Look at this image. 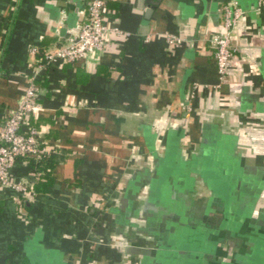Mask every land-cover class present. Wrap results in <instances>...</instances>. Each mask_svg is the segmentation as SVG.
Masks as SVG:
<instances>
[{"label":"crops","instance_id":"0c3cea01","mask_svg":"<svg viewBox=\"0 0 264 264\" xmlns=\"http://www.w3.org/2000/svg\"><path fill=\"white\" fill-rule=\"evenodd\" d=\"M150 1L109 0L107 27L129 35L108 31L38 82L28 124L66 157L43 194L27 160L9 171L29 191L0 188V264H264V0ZM87 2L0 0V122L24 97L31 49L76 34ZM225 5L243 15L220 80ZM189 227L207 254L170 263L162 245Z\"/></svg>","mask_w":264,"mask_h":264},{"label":"built area","instance_id":"2783aa9c","mask_svg":"<svg viewBox=\"0 0 264 264\" xmlns=\"http://www.w3.org/2000/svg\"><path fill=\"white\" fill-rule=\"evenodd\" d=\"M108 1L88 0L85 16L78 32L69 34L62 45L51 50H44L41 57L34 63L22 101L9 110L0 122V188L29 191L27 185L12 183L9 179V171L18 159L51 153L42 145L37 128L28 124L31 115L41 109L38 102L41 90L38 82L43 79L45 73L51 67L73 64L101 49L104 36L108 31L129 35L117 28L107 27L104 12ZM261 1L263 0H258V3ZM242 15L243 12L236 6L225 5L221 8L222 31L211 41L215 47L214 61L220 80H223L227 73V65L233 54L231 37ZM164 38L169 45L180 46L182 43L181 39L173 35L166 34ZM30 53L36 56L39 54V48H32Z\"/></svg>","mask_w":264,"mask_h":264},{"label":"flooded vegetation","instance_id":"af4514ba","mask_svg":"<svg viewBox=\"0 0 264 264\" xmlns=\"http://www.w3.org/2000/svg\"><path fill=\"white\" fill-rule=\"evenodd\" d=\"M202 231V229H201ZM204 231L200 232L196 227L184 228L180 233H174L173 236H179L182 244L174 237L167 238V241L162 245L166 247L167 255L169 256V262L172 263L174 257H182L186 261L191 263H199L203 260V256L207 254L204 241ZM177 242V243H176ZM178 244V245H177Z\"/></svg>","mask_w":264,"mask_h":264},{"label":"trees","instance_id":"16d2710c","mask_svg":"<svg viewBox=\"0 0 264 264\" xmlns=\"http://www.w3.org/2000/svg\"><path fill=\"white\" fill-rule=\"evenodd\" d=\"M42 49L43 44L39 48V54L36 55L37 59L41 57L43 52ZM65 157L66 155L64 152H51L48 155L22 158L28 161L30 168L36 174V177L30 187V190L34 194L49 192L53 182V170L57 164L64 161Z\"/></svg>","mask_w":264,"mask_h":264},{"label":"water","instance_id":"95a60500","mask_svg":"<svg viewBox=\"0 0 264 264\" xmlns=\"http://www.w3.org/2000/svg\"><path fill=\"white\" fill-rule=\"evenodd\" d=\"M161 0H155V1H150L149 2V12L153 11L155 9V7L157 6L158 2H160Z\"/></svg>","mask_w":264,"mask_h":264}]
</instances>
